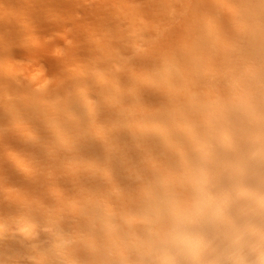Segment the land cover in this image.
I'll return each mask as SVG.
<instances>
[{
  "label": "bare ground",
  "instance_id": "bare-ground-1",
  "mask_svg": "<svg viewBox=\"0 0 264 264\" xmlns=\"http://www.w3.org/2000/svg\"><path fill=\"white\" fill-rule=\"evenodd\" d=\"M0 264H264V0H0Z\"/></svg>",
  "mask_w": 264,
  "mask_h": 264
}]
</instances>
